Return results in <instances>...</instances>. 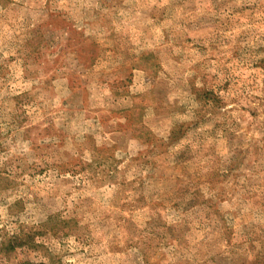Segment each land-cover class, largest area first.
I'll list each match as a JSON object with an SVG mask.
<instances>
[{
    "label": "rangeland",
    "instance_id": "obj_1",
    "mask_svg": "<svg viewBox=\"0 0 264 264\" xmlns=\"http://www.w3.org/2000/svg\"><path fill=\"white\" fill-rule=\"evenodd\" d=\"M0 264H264V0H0Z\"/></svg>",
    "mask_w": 264,
    "mask_h": 264
},
{
    "label": "trees",
    "instance_id": "obj_2",
    "mask_svg": "<svg viewBox=\"0 0 264 264\" xmlns=\"http://www.w3.org/2000/svg\"><path fill=\"white\" fill-rule=\"evenodd\" d=\"M209 101V99H205ZM23 244L21 242H18L16 239V242L14 240H10L8 244L4 247L5 251H14L15 248L21 247Z\"/></svg>",
    "mask_w": 264,
    "mask_h": 264
}]
</instances>
